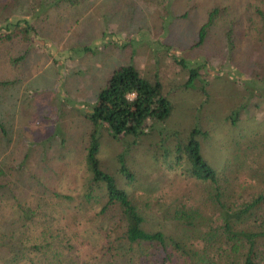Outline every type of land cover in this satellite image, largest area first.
Segmentation results:
<instances>
[{"label": "rangeland", "instance_id": "rangeland-1", "mask_svg": "<svg viewBox=\"0 0 264 264\" xmlns=\"http://www.w3.org/2000/svg\"><path fill=\"white\" fill-rule=\"evenodd\" d=\"M263 1L42 0L35 13L15 4L5 18L0 15V237L7 244L14 232L23 241L10 262L13 256L2 249L0 264L96 259L104 241L81 236L85 225L75 223L62 197L76 203L83 193L91 131L85 115L107 78L126 65L157 81L171 105L166 120L148 121L137 138L113 139L104 128L98 131L100 169L144 211V229L162 225L197 251L214 248L201 238L217 227L214 186L190 178L183 154L176 153L192 129L201 133L200 152L216 171L222 201L236 210L263 196L245 222L259 226L254 220L264 219V33L254 9L262 10ZM190 69L197 72L192 82ZM119 158L129 181L118 172ZM20 209L26 211L21 220ZM175 209L200 215L205 225L193 234L174 229ZM29 210L36 215L28 218ZM96 210L92 205L91 213ZM32 245L49 251H24Z\"/></svg>", "mask_w": 264, "mask_h": 264}, {"label": "trees", "instance_id": "trees-1", "mask_svg": "<svg viewBox=\"0 0 264 264\" xmlns=\"http://www.w3.org/2000/svg\"><path fill=\"white\" fill-rule=\"evenodd\" d=\"M41 1L0 0V15L5 18L7 15L4 12L15 4L22 10L21 12L28 10L35 13ZM262 5V10L255 8L254 11L264 33V1ZM212 13L213 11L208 14L207 23L198 31L196 46L203 41L204 28L210 22ZM2 38L10 39L8 35H3ZM83 51L88 50L83 49ZM180 66L184 68L183 62H180ZM196 73V70H188V82L196 78ZM170 111L171 105L161 94L160 84L141 77L131 65L121 66L112 72L104 86L97 92L94 103L85 115L91 126L83 157L87 183L83 193L77 196L78 202L73 203V199L68 196L62 197L71 204L65 207V210L68 209L78 218L75 223L85 225L84 230L79 231L81 236L86 240L91 238L93 243L98 237L104 241L100 246L101 250L95 251L96 259L94 257L80 264H90V261H96L91 264H263L264 219L256 218L254 223L259 222V226L254 229L249 228L245 223L248 214H251L259 204L261 205L263 196L258 195L236 210H232L225 201H222L217 188L216 171L208 165L200 152L201 146L197 140L201 135L199 130L192 129L186 144L182 149L177 146L176 153L183 154L188 164L187 174L190 178L214 186L213 202L218 211L217 227H213L210 232L208 228L201 237L204 245L214 246L212 251H197L184 236L176 239L167 235L162 225L154 231L145 230L144 211L117 186L113 176L100 169L97 155L98 131L101 127L113 139L137 138L144 134L148 121L163 122ZM177 157L180 160L182 158L180 155ZM118 172L126 180L131 179V174L123 165L121 158H119ZM54 197L56 198V195ZM56 205L59 206L57 202ZM92 205L97 208L93 213H91ZM35 210H29L28 218L36 215ZM19 211L18 218L24 219L26 211L24 209ZM172 220H170L171 227L183 233L184 231L199 233V228L204 224L200 215L188 213L183 209H175ZM10 235L7 244L2 243V236L0 237V251L2 249L9 251L10 256H13L15 250H22L23 241L18 239V234L14 232H10ZM40 238L46 241L48 237L42 233ZM147 248L155 251H146ZM71 250L72 247L66 248V251ZM24 251L49 250L32 245V247L27 246ZM11 260H14V256L10 257L9 262Z\"/></svg>", "mask_w": 264, "mask_h": 264}]
</instances>
